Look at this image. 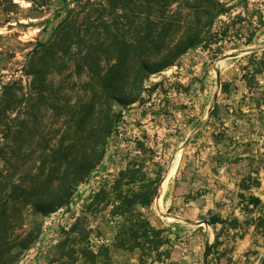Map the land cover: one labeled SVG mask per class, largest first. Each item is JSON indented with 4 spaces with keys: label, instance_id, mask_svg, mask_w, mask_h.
Listing matches in <instances>:
<instances>
[{
    "label": "rangeland",
    "instance_id": "374dc122",
    "mask_svg": "<svg viewBox=\"0 0 264 264\" xmlns=\"http://www.w3.org/2000/svg\"><path fill=\"white\" fill-rule=\"evenodd\" d=\"M71 1L35 0L39 6L30 9V0H0L4 261L13 238L39 225L38 237L13 264H264V0H219L226 12L214 20L201 46L150 74L140 101L114 105L120 119L103 159L66 205L33 217L23 192L14 198V183L27 186L30 173L59 169L60 142L87 138L77 128L80 117L90 124L92 92L88 76L76 75L74 61L60 58L35 77L27 74L48 55L50 48L40 45L52 38L67 9H75V28L89 44L95 27L86 20L88 1L99 0H80L77 6ZM12 81L24 92L32 85L45 89L18 119L19 108L4 111ZM127 169L134 179L158 180L157 192L149 202L134 198L116 209L110 201L118 193L142 185L120 178ZM2 205L8 206L6 216ZM137 217L161 229L160 235L134 240L128 227H135L131 221ZM213 218L218 222L211 223ZM203 220L208 223H198ZM157 242L162 244L155 247ZM137 243H143V252Z\"/></svg>",
    "mask_w": 264,
    "mask_h": 264
},
{
    "label": "trees",
    "instance_id": "16d2710c",
    "mask_svg": "<svg viewBox=\"0 0 264 264\" xmlns=\"http://www.w3.org/2000/svg\"><path fill=\"white\" fill-rule=\"evenodd\" d=\"M30 2V9L39 6L35 0ZM71 2L77 6L80 0ZM88 3L91 8L86 20H92L95 27L89 44L83 41L81 30L75 28L76 18L72 16L75 9H67L54 27L52 38L47 44L40 45L42 50L45 47L50 48L48 55L37 60L38 64L36 62L31 71H27V74L35 77L45 65L55 64L57 59L70 57L74 61L76 75L88 76L89 90L92 92L90 124L82 123L80 117L77 128V131L86 134L87 138L81 137L70 144L59 143L58 158L55 159L59 165L58 170L30 173L27 186L16 183L12 186L14 198L19 191L23 192L33 217L48 215L66 205L77 186L102 161L107 139L120 119V112L114 109V105L127 106L140 101L144 80L150 74L173 65L189 49L201 46L214 20L226 12L219 0H99ZM203 20L206 21L202 23ZM74 36L78 41H73ZM41 49L38 47L35 53L39 54ZM49 83L53 85L52 80ZM14 84L15 81H12L6 86V89L12 90L3 96L4 111L6 114L16 112L19 108V114L14 118L18 119L21 115L27 116L30 107V110L33 109L31 101L34 94L40 98L45 89L32 85L31 91L24 92L22 87L13 88ZM36 108L39 109L38 106ZM27 126L26 124L17 133H22ZM15 151V148L12 149V158L17 161ZM129 174L128 169L119 173L120 178L128 176V184L142 185L137 190L131 189L128 194L118 193L110 201L113 208H120L124 203L128 207L134 198L137 203L149 202L156 195L158 180L146 182L145 175L134 179ZM148 184H152L153 188L146 192L144 187ZM7 209L8 206H1L4 216ZM126 212L127 210L119 214L125 216ZM128 212L133 214V211ZM138 214L140 212H137ZM131 222L135 223V227H128V234L134 240L142 238L145 241L151 234L158 236L162 232L141 217ZM217 222L214 218L211 221ZM39 233L40 226L37 225L31 227L24 235L14 237L13 250L7 252V261H4V254L0 252V264L16 262ZM2 239L0 235V241ZM158 242L155 247L162 244ZM137 244L143 252V243Z\"/></svg>",
    "mask_w": 264,
    "mask_h": 264
},
{
    "label": "water",
    "instance_id": "95a60500",
    "mask_svg": "<svg viewBox=\"0 0 264 264\" xmlns=\"http://www.w3.org/2000/svg\"><path fill=\"white\" fill-rule=\"evenodd\" d=\"M216 80H217L218 84L220 85V79H219V72L218 71L216 72ZM201 222L208 223L207 220L198 221V223H201ZM204 264H207L206 261Z\"/></svg>",
    "mask_w": 264,
    "mask_h": 264
}]
</instances>
